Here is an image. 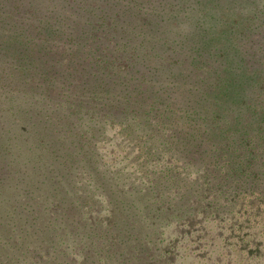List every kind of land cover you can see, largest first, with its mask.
Segmentation results:
<instances>
[{"label": "trees", "instance_id": "obj_1", "mask_svg": "<svg viewBox=\"0 0 264 264\" xmlns=\"http://www.w3.org/2000/svg\"><path fill=\"white\" fill-rule=\"evenodd\" d=\"M32 1L33 8L25 0H0V237L14 238L17 229L19 235L25 232L23 241L29 235L23 214L32 211L33 196L18 203L14 194L20 185L10 187L9 181L15 169L25 173L22 180H28L31 190L38 188L40 178L33 176L48 164L43 154L34 152L39 147L57 161L52 171L59 187L67 182L77 195L75 179L68 174L76 167L95 180L110 204L109 223L88 235L99 248L106 245L121 254L126 264L136 249L140 256H153L154 244L149 247L140 235L157 232L156 219L170 216L180 205L167 189L182 188L184 198L199 185L190 179V167L200 174L202 188L196 191L204 193L196 198L197 203L204 200L199 206L208 216L230 205L229 212L239 216L232 217V223L243 216L254 219L264 206V0H212L214 6L209 0H193L197 15L170 14L165 20H154V13H148L152 16L147 20L146 13L167 5L180 10V3L184 9L191 1L126 0L127 7H120L115 2L125 0H110L111 6L105 2V7L93 6L86 13L81 0H68L70 13L65 7L45 10ZM250 2L252 12L246 10ZM220 7L227 11L221 13L223 21L229 7L236 15L217 28L219 15L210 11ZM70 28L65 43H50ZM70 43L72 50L63 60L65 44ZM58 102L69 104L70 110L61 109L53 122L43 121L42 115ZM11 114L30 121L24 135L13 133ZM110 126L137 140L135 159H142V165L152 158L165 161V155L155 153L156 141L167 147L168 157L176 155L149 184L142 181L143 192L133 183L130 192L124 190L120 183H111L110 168L100 169L96 145ZM35 156L42 164L29 170L28 162L36 161ZM141 170L142 177H150L152 170ZM82 196L94 201L91 193L78 198ZM145 219L151 220L152 233L145 232ZM50 224L45 221V228ZM90 224L105 225L101 219ZM86 228L92 227L82 222L81 229ZM127 234L136 239L131 245ZM169 254L165 250L166 257L155 256L159 263L154 264H165ZM33 259L39 260V255Z\"/></svg>", "mask_w": 264, "mask_h": 264}, {"label": "rangeland", "instance_id": "obj_2", "mask_svg": "<svg viewBox=\"0 0 264 264\" xmlns=\"http://www.w3.org/2000/svg\"><path fill=\"white\" fill-rule=\"evenodd\" d=\"M25 1L27 7L33 8L35 3L32 0ZM37 1L40 2V5L43 6L45 10L55 9L58 11L61 7H65L64 11L70 13L68 7L70 4H66L69 2L68 0ZM190 1L191 3L185 2L183 4L184 9H182L180 3V10L177 9V6H175V8H170L168 5L153 9V12L146 9L148 10L146 13L147 20L149 16H152V14L148 13H154V20L160 18L156 16H161V19L165 20L167 19L165 17H169L170 14L171 17L175 15L180 17H184V15L188 14L190 16L192 14L197 15V9H195L194 6L195 2L193 0ZM105 2H108L111 6L110 0H81L82 13L88 12L93 6L101 5V7H105ZM250 3L252 7L248 4L246 10H251L252 12L254 7L252 2ZM209 4L213 5V1L209 0ZM227 4L228 3H225L224 5ZM115 5L127 7L126 0L124 2L116 1ZM228 5L235 4L231 3ZM220 8L222 10H220ZM220 8L210 11L211 13L215 11V13L219 15L217 28L224 27V25L231 22L236 15V12L232 11L233 7H229L230 11L228 12L227 18L223 21L221 13L225 14L227 11L222 7ZM146 10L144 9L143 11L146 12ZM161 10H168L169 12L163 15L159 12ZM96 11L98 12V10ZM247 13H249V11ZM201 18L202 17H200V19ZM75 19L76 16L71 17L68 22L71 23V20ZM205 27L207 28V24H205ZM71 30L72 28L69 29L67 34L55 40V42L52 39L50 43H55L56 46L65 43V37ZM72 43L68 46L65 44L67 50L60 57L61 59L64 60L66 56H68V53L71 52ZM143 59H145L146 62L152 63L151 60H146L147 56H144ZM62 84H67V82H62ZM67 85L71 87V85ZM59 86L61 87V84ZM182 86L185 88V84ZM64 90H66V88H63V91ZM39 102H42V100ZM41 107H43V105H40L39 109ZM53 107L57 109L53 110ZM61 109L67 113L66 110L69 111L70 106L69 104L64 105L61 102L52 105V107L42 115L43 121H55V115L60 112ZM10 116H12L11 120L13 122L11 126L14 132H12L15 134L20 132L24 135L25 133L23 132L26 131V128H30V121L25 123L18 120L14 114ZM17 117L19 118V116ZM86 123L85 120L84 125ZM84 125L77 127L76 130L83 128ZM2 129L6 130V126L4 125ZM59 136H62L61 131L59 132ZM155 139L156 136H154L152 141H156ZM137 143V140L134 138L124 137L116 126H110L105 128V134L96 145L100 169L110 168V170L113 171V173L109 171L111 172V183L118 182L124 190L129 192L131 191V183H133V185H138V189L141 188L140 190L143 192L145 185L142 181H146L145 184H149V182L156 177L155 174L158 170L164 167L168 160L174 161L176 158L175 154L168 157L171 153L165 150L167 147H164L161 142L156 141L157 146L154 148L155 153L165 155V161L162 162V160L159 161L156 158H152L142 165V159H135L139 149ZM33 150L36 154H43V156L48 159V164L39 172L40 174H35L33 176L36 179L40 178L36 180L38 188L31 190L30 185L27 184L28 180H22L25 173L19 170L16 171L15 169L11 173L13 178L9 181L10 187L20 185L15 190L14 194V198L19 199L18 203H20L21 198L23 200L26 196H33L31 199V202H34L32 211L30 210V212L25 213L27 215L23 214L24 218L27 217L29 220V223L27 220V224H24L25 229L29 231V235L26 237V240L23 241L21 235H24L25 232H21V235H19L20 232H18L19 229H17V231L15 230L14 238L0 237V264H126L119 256L121 254L117 252L112 253L111 249H106V245L102 246V249L99 248L96 244L92 243V238L88 235V231L92 232L94 235L95 229L98 231L106 228L109 223L108 216L110 214V208L108 207L110 204L107 203V197L101 190L97 189L95 180L91 178L92 176L88 175L89 172H83L77 167L71 169V172H68V174L75 179V181H73L75 183L73 184L78 187V193L76 195L74 192L75 190L71 189L67 182H64L62 187L58 186V177H56V173L52 171V165L57 162L55 158L52 155H45L46 149L42 147ZM35 157L37 159L36 161L28 162L29 170L35 164H42L39 161L40 156ZM51 159H53V161H51ZM180 166L182 165L180 164ZM141 169L152 170L151 174H149L150 177H142ZM186 171L189 173L190 179L197 180L199 185L191 187L189 190L191 194L186 191V198L180 197L182 188L180 191L177 189L174 191L173 188L167 189L170 190V198L174 199L175 202L181 200L179 202L180 205L170 216L163 217V215H161L160 218L156 219L157 232H151L150 219L143 220V224L146 225L145 232L149 231L152 234H142L140 235V239L148 243L149 247H155V250L151 249L154 254H152V257H146V254L140 256L136 251L140 249L133 250L131 251L133 258L128 264L159 263V261L153 258L159 254L166 257V255H164L165 250H168L170 253L167 255L168 260H165V264H264V206L259 209L258 213H255L253 216L254 219H252L251 216H249L250 218L243 216L237 223H232L231 221L232 217L234 219L235 217L239 218V216H237V214L235 215L234 212H229L230 205L226 206V210L222 207L221 214H215L216 217L215 215L208 216L199 206V203L204 202V200L201 199L200 202L197 203L196 198L198 195L204 193L203 189L196 191L202 188L201 180L199 179L200 174L197 172V168L190 167ZM66 188L69 190L68 192H66ZM84 192L85 194L91 193L94 201H92L90 196L88 199L84 197L85 200H83V196L78 198V196ZM208 197L207 195L205 198ZM229 200H232L231 195ZM223 201L227 202L228 199ZM60 202L61 204H59ZM140 205L144 207L145 204L140 202ZM237 209H239V207ZM185 213L187 214L185 215ZM60 214H64L62 219L60 218ZM225 214H228V216L222 217V215ZM33 216H36L38 219H31ZM24 218L22 222H25ZM98 219H101L105 225L97 224L99 228H95L94 225L90 224V221L94 222V220ZM47 220H51L48 229H46L44 225ZM85 221L88 223V226L92 228L81 229L82 222L85 223ZM40 225H42L41 230L36 232V229ZM0 234H2V232H0ZM126 240V242L131 245L136 239L134 236L127 234ZM152 244H154V247ZM120 247L124 248L123 246ZM157 249L159 254L156 252ZM35 254L39 255V260L33 259V255ZM158 259L160 260L161 258L158 257ZM128 260L129 255L127 256V261Z\"/></svg>", "mask_w": 264, "mask_h": 264}]
</instances>
